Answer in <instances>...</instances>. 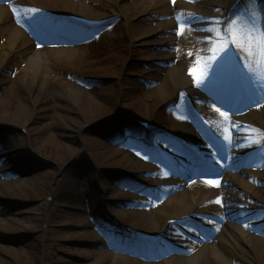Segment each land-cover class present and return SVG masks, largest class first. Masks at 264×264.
Masks as SVG:
<instances>
[{"label": "rangeland", "instance_id": "rangeland-1", "mask_svg": "<svg viewBox=\"0 0 264 264\" xmlns=\"http://www.w3.org/2000/svg\"><path fill=\"white\" fill-rule=\"evenodd\" d=\"M234 1L3 3L22 35L9 42L0 23V264H183L171 249L188 234L212 249L213 264H264V88L254 87L236 45L210 51L217 39L211 29L227 30L235 17L250 15L252 0ZM256 8V24L264 26V0ZM69 12L109 20L82 32L62 15ZM64 30L80 35L83 51L56 55ZM42 48L51 49L52 69L35 74L24 60ZM174 66L187 85L172 78ZM240 82L252 99L248 121L218 129L221 113L236 110L221 106L218 93H238ZM137 119L149 122L145 131ZM179 146L186 162L162 166L160 158L170 161ZM192 150L203 155L196 165ZM176 167L188 174L178 176ZM243 173H250L247 183ZM198 177L225 180L192 207L174 194L161 200L176 192V181L195 191ZM232 225L245 234L233 245L220 241L222 256L215 239ZM124 228L158 243L136 246ZM151 249L150 258L141 255Z\"/></svg>", "mask_w": 264, "mask_h": 264}, {"label": "bare ground", "instance_id": "bare-ground-1", "mask_svg": "<svg viewBox=\"0 0 264 264\" xmlns=\"http://www.w3.org/2000/svg\"><path fill=\"white\" fill-rule=\"evenodd\" d=\"M0 23L4 25L5 28V33L6 36L9 40V42L14 43L17 42L20 39V36L22 35V31L16 27L15 25H12L8 19L5 17L3 14V11L1 10L0 6ZM53 48V47H52ZM83 46L78 43H72V44H67V46H59L55 47L54 51L56 52V55H61L63 53H73L78 49V51H83ZM50 48H42L39 50H32L26 54L25 60H24V68H26L28 71H32V73H37L40 71V69H47L50 70L52 69V64L51 61H49V58L47 57L48 52H50ZM170 73L172 75V78L175 79V81L179 84H184L187 85V81L183 75L182 69L180 66H174L170 69ZM180 123L186 124L187 121L185 118L179 119ZM245 120V119H243ZM247 121V120H245ZM228 122V118L223 119L222 117L218 122H214V124H222L221 126H216L218 127H223L224 123ZM213 124V125H214ZM213 130V129H212ZM217 130V129H216ZM248 172V171H246ZM243 177L247 181V177L250 176V173H243ZM230 175L228 178L230 179ZM225 179V178H224ZM232 180V179H230ZM181 184V181L177 182V191L174 193V198H176L179 202L183 203L184 205L186 204L187 206H195L198 203H202L205 200H207L211 195H215L217 190H220L219 185L216 183H210L205 180H194L193 184L197 186V189L195 191L189 192L186 190H183L182 188L179 189ZM182 185V184H181ZM171 200V196L166 199L167 201ZM215 210H218L219 207L218 205H211ZM219 211V210H218ZM245 234V231L241 227V225L235 226L232 225L230 227H226L221 234L215 239L217 242L216 244H220L219 242L222 241L224 242L225 245H233L234 241L239 240V237H243ZM219 248V250H216L218 254L223 256V248L221 246H216ZM196 248L193 253L189 254H184V253H176V259L180 263L182 262L183 264H213L211 261L213 259L207 257L208 252L211 251L212 249H209V246L204 245V246H199L197 247L196 245L193 247ZM225 251V248H224Z\"/></svg>", "mask_w": 264, "mask_h": 264}, {"label": "snow or ice", "instance_id": "snow-or-ice-1", "mask_svg": "<svg viewBox=\"0 0 264 264\" xmlns=\"http://www.w3.org/2000/svg\"><path fill=\"white\" fill-rule=\"evenodd\" d=\"M257 0H252V7L246 8L245 13L235 17L229 24L227 30L211 29L217 31V39L210 51L223 53L228 48L229 44H234L240 48L245 55V67L252 77L254 87L264 88V26H257L256 18L259 14V9L256 8ZM15 11V8L13 9ZM32 12L39 11L38 9H31ZM181 25V30L183 29ZM213 55L209 59L216 60ZM206 68L210 65H206ZM202 75H207V71ZM201 82L200 77H197V84ZM222 116L229 118V113L222 112ZM215 183V181H209Z\"/></svg>", "mask_w": 264, "mask_h": 264}]
</instances>
